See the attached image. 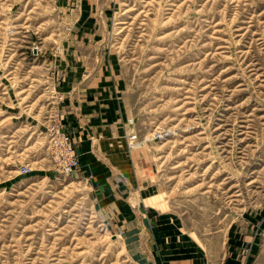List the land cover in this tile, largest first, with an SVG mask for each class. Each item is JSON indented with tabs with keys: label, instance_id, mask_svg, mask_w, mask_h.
Segmentation results:
<instances>
[{
	"label": "rangeland",
	"instance_id": "rangeland-1",
	"mask_svg": "<svg viewBox=\"0 0 264 264\" xmlns=\"http://www.w3.org/2000/svg\"><path fill=\"white\" fill-rule=\"evenodd\" d=\"M0 264H264V0H0Z\"/></svg>",
	"mask_w": 264,
	"mask_h": 264
},
{
	"label": "built area",
	"instance_id": "built-area-1",
	"mask_svg": "<svg viewBox=\"0 0 264 264\" xmlns=\"http://www.w3.org/2000/svg\"><path fill=\"white\" fill-rule=\"evenodd\" d=\"M65 148H66L67 158L65 159V161H61V167H63V171L66 174H70L72 173L73 169L76 167L78 160L72 152L73 148L71 144H69Z\"/></svg>",
	"mask_w": 264,
	"mask_h": 264
},
{
	"label": "crops",
	"instance_id": "crops-1",
	"mask_svg": "<svg viewBox=\"0 0 264 264\" xmlns=\"http://www.w3.org/2000/svg\"><path fill=\"white\" fill-rule=\"evenodd\" d=\"M85 98V97H84ZM96 102V101H95Z\"/></svg>",
	"mask_w": 264,
	"mask_h": 264
}]
</instances>
